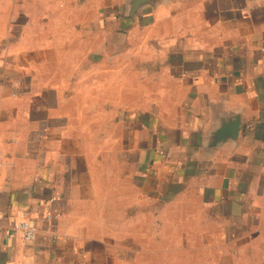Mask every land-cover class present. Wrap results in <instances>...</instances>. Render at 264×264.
<instances>
[{"label": "crops", "instance_id": "1", "mask_svg": "<svg viewBox=\"0 0 264 264\" xmlns=\"http://www.w3.org/2000/svg\"><path fill=\"white\" fill-rule=\"evenodd\" d=\"M127 2L0 0V264H264V0Z\"/></svg>", "mask_w": 264, "mask_h": 264}, {"label": "water", "instance_id": "2", "mask_svg": "<svg viewBox=\"0 0 264 264\" xmlns=\"http://www.w3.org/2000/svg\"><path fill=\"white\" fill-rule=\"evenodd\" d=\"M158 0H128L127 2V15L129 17H135L139 11L144 9L146 6H152L157 2ZM225 132V133H224ZM239 132V123L238 119L234 120L229 127H222L220 131H218L219 134H226L228 133L229 136H227L230 139H235L237 133ZM226 137V138H227ZM225 139V137H223Z\"/></svg>", "mask_w": 264, "mask_h": 264}, {"label": "built area", "instance_id": "3", "mask_svg": "<svg viewBox=\"0 0 264 264\" xmlns=\"http://www.w3.org/2000/svg\"><path fill=\"white\" fill-rule=\"evenodd\" d=\"M1 231L2 226L0 225V233ZM18 233H21L22 236L28 241H32L36 238V229L29 223V221H20L14 224L9 231L10 237H14Z\"/></svg>", "mask_w": 264, "mask_h": 264}]
</instances>
